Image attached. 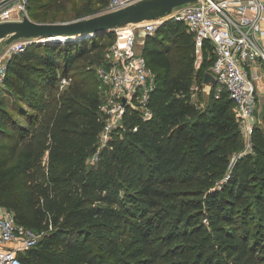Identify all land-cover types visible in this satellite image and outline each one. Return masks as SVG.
Returning <instances> with one entry per match:
<instances>
[{
	"label": "trees",
	"instance_id": "obj_1",
	"mask_svg": "<svg viewBox=\"0 0 264 264\" xmlns=\"http://www.w3.org/2000/svg\"><path fill=\"white\" fill-rule=\"evenodd\" d=\"M108 1L96 0L102 7ZM38 8L29 5L33 20L55 21L38 20ZM89 38L92 43L78 46L69 39L68 50L65 45L55 46L57 41H35L8 63L4 88L33 107L40 104L41 90L53 86L62 75L74 78L71 96L64 98L66 104L53 124L46 119L38 132L39 144L48 143L50 171L43 180L31 173V149L11 162L16 148L0 141V206L14 210L19 223L36 231L56 226L46 232L40 248H32L38 242L20 252L21 258L28 264H135L132 260L145 264H224L208 249L214 238L222 244L221 255H228L231 246H237L235 252L247 251L245 255H249L248 244L236 240L235 231L231 230L230 237L219 231L214 235L200 220L206 216L227 219L228 206L252 192L249 178L254 174L248 161L242 160L229 176L224 192L215 187L229 168L231 154L241 147L242 133L227 92L216 97L211 89L210 99L201 106L193 99L196 79L174 69L173 48L184 58L196 48L184 22L166 20L154 35L146 37L144 53L157 77L150 101L153 116L144 120L128 111L120 136L100 151L99 163L92 168L86 161L97 150L104 127L99 113L103 95L82 89L89 81L82 77L76 62L84 55H93L101 63L114 33H98L80 42ZM203 51L204 62H208L206 52L211 51L212 64L214 55L208 42ZM18 110L24 112L23 105ZM4 122L14 127L12 135L18 134L19 124L0 107V134L9 136L8 129L1 127ZM256 127L253 138H257ZM261 138L264 143V132ZM130 168L136 171V186L133 192L121 195L118 179ZM257 179L264 186V161ZM262 196L256 193L254 199L264 203ZM71 220L87 223V227L67 228ZM116 222L126 228L124 233L131 234L130 255L121 234L100 230L114 231ZM63 237L66 243L57 250L54 244ZM95 237L102 242L104 253L91 247Z\"/></svg>",
	"mask_w": 264,
	"mask_h": 264
},
{
	"label": "built area",
	"instance_id": "obj_2",
	"mask_svg": "<svg viewBox=\"0 0 264 264\" xmlns=\"http://www.w3.org/2000/svg\"><path fill=\"white\" fill-rule=\"evenodd\" d=\"M133 1L109 0L102 12ZM25 16L30 17L27 0H0V22L22 20ZM169 19L184 22L193 35L197 52L202 53L205 43L211 45L214 60L209 71L214 82L209 86L216 97L223 91L228 93L241 133L250 142L257 124V81L264 73V0H199L177 6L165 16L110 30L114 41L96 66L98 79L105 87L99 109L104 120L100 136L123 127L128 111L136 112L144 120L153 116L150 101L157 77L143 48L146 37L154 35ZM35 41L40 40L20 38L0 43V85L5 83L12 56L24 52ZM71 81V76L60 78L62 86ZM137 128L134 126L133 130ZM93 157L99 159L100 151ZM41 235L19 223L14 210L0 206V245L12 244L0 250V264H28L20 252L36 245Z\"/></svg>",
	"mask_w": 264,
	"mask_h": 264
},
{
	"label": "rangeland",
	"instance_id": "obj_3",
	"mask_svg": "<svg viewBox=\"0 0 264 264\" xmlns=\"http://www.w3.org/2000/svg\"><path fill=\"white\" fill-rule=\"evenodd\" d=\"M27 3L28 7L29 5H31L32 8H34L35 5L40 7L35 11L37 12L36 17H38V20L43 19L49 21L54 19L56 22L72 21L83 17H90L101 13L104 9V7L97 3L96 0H27ZM29 14H31V9H29ZM30 17L33 19V16L30 15ZM102 36L97 37L96 40L99 41ZM71 40L76 46L86 45L88 42H93L91 38L83 42H80L78 38ZM53 44L55 46H58V44L62 46L65 45L66 48H69V40L57 41L55 43L53 42ZM206 53L208 55V62H204V51H202V53L197 52L196 48L191 49L188 58L178 55L175 48H173L171 52L174 69L181 70L185 74L192 76L194 80L196 79L197 82L193 86V99L201 106H204L210 99L209 93L211 91L210 86L204 82L205 72H207L210 65H212H209V61L212 59L211 51H207ZM88 57L89 58L84 55L76 62L80 67L79 72L82 73V77H86L89 81L82 86V89L90 93L97 91L98 95L102 96L105 87L102 86L96 75L98 60L95 59V56L93 55H88ZM73 73L74 72H72V74ZM73 81L74 78L69 84L62 86L60 80H56L53 86L41 90V100L37 107L22 103L16 98V94L13 91L4 88V84L0 85V90H2L0 91V107L8 111L15 122L20 126L18 134L12 135L14 127H11L6 122L1 123V127L8 129L9 136H3L0 134V141H7L16 148V152L12 156L11 162L19 160L28 149L33 151L34 162L31 173L35 175L37 180H43L50 171L48 149L46 148L48 143L39 144L41 137L38 132L42 131L46 119L50 120V125L53 124L54 119L60 113V109L66 104L67 97L71 96L70 90ZM64 98L66 99L64 100ZM78 102L82 103L83 99H79ZM19 105H23L24 112H19ZM256 117V129L258 131L257 138H253L252 132V138L249 142L245 139L244 135L241 134V147L231 154V161L226 174L215 184V187L223 193V187H225L229 182V179H231L229 176L234 168L240 161L246 160L253 171L252 174H254L249 178V180L253 181L252 192L246 193V196L242 201H237L233 205L228 206L227 212H229V216H227V219L218 220L214 217L212 220L210 216L200 219L209 229L213 230L214 235L219 231L224 235H227V237H230L233 233L231 230H233L237 235L236 240L240 241L242 244H248V249L250 251L249 255H245L247 251L235 252L237 246H231L228 249V255L226 253L221 255V252H223L222 244H220V241L217 238H214V244H211L208 249L209 251L214 250V253L223 259L224 264H264V203H259L254 199L256 193H262V197H264V191H262L264 188L263 183L257 179L260 173V165L264 161V143L261 138V134L264 132V100L259 103V111H257ZM119 128L120 127L115 128L104 137L100 136L98 144H96L98 147L96 151H101L111 141L117 140L118 136H120ZM96 151H93L87 158L86 164L88 168L96 167L99 163L97 162L99 159L93 157ZM135 172L136 171H133L132 168H130L126 171L125 176L118 179L121 184V195H123L125 191L133 192V188L136 186ZM250 175L251 174H249V176ZM115 225L116 226L113 228L114 231H112L111 228H100V230L111 235L121 234L122 237L120 238L125 240V250L127 251V254L130 255L131 248H129V244L131 242V234L124 233L126 228L120 222H116ZM71 226L74 228L77 226L87 227V223H79L76 222V220H71L66 227L69 228ZM54 229H56L55 225H53L52 228L48 226L42 231H39L42 234L39 238V243L36 247L32 248H40V242L43 240L46 232ZM65 243L66 238L63 237V239L54 244V247L57 250H61ZM101 243L102 242L99 238L95 237L90 245L91 247H94L95 250L104 253L101 248L103 244ZM29 249L30 248L27 250ZM235 254L236 256H234ZM132 261L135 262V264H145L141 261Z\"/></svg>",
	"mask_w": 264,
	"mask_h": 264
},
{
	"label": "water",
	"instance_id": "obj_4",
	"mask_svg": "<svg viewBox=\"0 0 264 264\" xmlns=\"http://www.w3.org/2000/svg\"><path fill=\"white\" fill-rule=\"evenodd\" d=\"M196 1L199 0H135L119 9L65 22H39L25 16L22 20L0 22V43H9L20 38L66 41L91 37L115 27L165 16L177 6ZM204 82L208 85L214 82L210 71L205 72Z\"/></svg>",
	"mask_w": 264,
	"mask_h": 264
},
{
	"label": "crops",
	"instance_id": "obj_5",
	"mask_svg": "<svg viewBox=\"0 0 264 264\" xmlns=\"http://www.w3.org/2000/svg\"><path fill=\"white\" fill-rule=\"evenodd\" d=\"M257 86H258V93H257V96H258V108H257V111H259V103L262 100H264V73H263V76L261 77V79H259L257 81ZM10 245H12V244H8V245H5V246L4 245H0V250L3 249V248H7Z\"/></svg>",
	"mask_w": 264,
	"mask_h": 264
}]
</instances>
